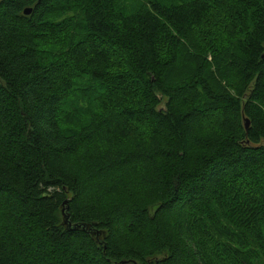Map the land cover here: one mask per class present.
Wrapping results in <instances>:
<instances>
[{
  "label": "trees",
  "instance_id": "1",
  "mask_svg": "<svg viewBox=\"0 0 264 264\" xmlns=\"http://www.w3.org/2000/svg\"><path fill=\"white\" fill-rule=\"evenodd\" d=\"M135 263L264 264V0H0V264Z\"/></svg>",
  "mask_w": 264,
  "mask_h": 264
},
{
  "label": "water",
  "instance_id": "2",
  "mask_svg": "<svg viewBox=\"0 0 264 264\" xmlns=\"http://www.w3.org/2000/svg\"><path fill=\"white\" fill-rule=\"evenodd\" d=\"M32 7H28L24 10V13L25 14H29L30 12H32ZM245 124H246V127H248V120L246 119L245 120ZM67 203V200L64 202V205H66ZM65 208H63V213H64V216H65V219H66V222L68 223V225L70 226L71 229H74V228H78V227H82V228H85V225H82V224H72V220L70 219V215L68 214L67 212V209H68V206H64ZM126 261H123V263H125ZM136 264V263H135Z\"/></svg>",
  "mask_w": 264,
  "mask_h": 264
},
{
  "label": "rangeland",
  "instance_id": "3",
  "mask_svg": "<svg viewBox=\"0 0 264 264\" xmlns=\"http://www.w3.org/2000/svg\"><path fill=\"white\" fill-rule=\"evenodd\" d=\"M243 124H245V122H243ZM245 127H246V124H245ZM101 145H102V147H103V151H100V152H98L95 156H94V160H95V158H96V156L97 155H100V153H103V155H108V154H110V153H112L113 151H112V148H111V146L110 145H108V144H106V143H101ZM98 158V157H97Z\"/></svg>",
  "mask_w": 264,
  "mask_h": 264
},
{
  "label": "bare ground",
  "instance_id": "4",
  "mask_svg": "<svg viewBox=\"0 0 264 264\" xmlns=\"http://www.w3.org/2000/svg\"><path fill=\"white\" fill-rule=\"evenodd\" d=\"M94 230H95V229H94ZM94 230H93V231H94Z\"/></svg>",
  "mask_w": 264,
  "mask_h": 264
}]
</instances>
